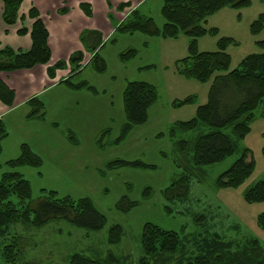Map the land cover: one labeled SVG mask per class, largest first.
<instances>
[{"label":"rangeland","instance_id":"1","mask_svg":"<svg viewBox=\"0 0 264 264\" xmlns=\"http://www.w3.org/2000/svg\"><path fill=\"white\" fill-rule=\"evenodd\" d=\"M87 2L91 13L79 12ZM32 5L40 11L48 31L51 56L47 65L55 67L57 61H64L54 73L65 76L52 83V79L42 78L39 71L17 69L10 75L0 71V76L5 75L17 86L18 101L41 90V95L35 97L43 103L42 116L26 118V105L19 104L1 117L6 134L0 140V177L3 171L19 172L29 182L31 202L50 196V192L55 200L88 198L104 215L105 223L99 230L78 227L62 219L40 228H26L18 223L15 232L31 238L21 257L23 261L69 264L68 257L74 252L92 257L112 252L127 255L125 264H136L142 252L140 239L145 223L175 230L182 237L193 232L216 233L226 239L254 238L263 244L264 229L258 216L264 212V200L249 202L244 197L246 190L264 177L261 106L254 110L248 132L238 140L236 152L194 169L182 199L164 197L166 187L183 171L176 164L179 154L173 149L169 128L195 116L197 107L208 100L213 77L198 80L176 70L177 60L188 55L190 39L185 33L165 37L117 28L124 18L134 14L152 18L161 28L165 21L162 0H24L12 23L4 19L3 11L0 13V25L16 23L17 15ZM261 14L264 0H249L242 7H220L203 22L206 28L216 31L197 37V50H216L219 39L226 38L229 70L236 68L243 57L263 50L259 41L264 40V23L255 32L251 29ZM90 31L98 32L100 38L87 36ZM92 42H98L95 49L90 46ZM129 49L134 50L133 55H122ZM79 51L84 58L81 70L71 75L75 65L70 57ZM95 52L104 60V69L95 66L98 61H91ZM70 75L73 84H86L79 88L68 86L63 81ZM129 81L151 84L155 97L148 105L145 120L126 130L123 92ZM31 82L35 86L28 90ZM189 96L192 101L175 104ZM23 144L38 157L39 164L10 167L7 162L22 153ZM245 149L246 160L254 161L251 174L238 186H220L218 175ZM124 196V205L128 200L135 204L122 210L117 203ZM10 199L16 203V196ZM197 215L203 216L200 223L196 222ZM113 225L123 231L116 243L108 240V230ZM12 259L14 263L1 258L0 264H23L15 256Z\"/></svg>","mask_w":264,"mask_h":264},{"label":"trees","instance_id":"2","mask_svg":"<svg viewBox=\"0 0 264 264\" xmlns=\"http://www.w3.org/2000/svg\"><path fill=\"white\" fill-rule=\"evenodd\" d=\"M22 0H2L4 19L11 23L15 19L16 8ZM249 0H162L161 13L165 19L161 28L150 17L135 15L124 18L117 26L122 31H136L173 37L179 32L185 33L190 41L188 55L177 60L176 70L188 77L213 80L209 87L208 100L197 107L194 117L179 120L169 128V136L173 138V149L178 152L176 159L182 168L180 176L174 178L164 190V197L170 200L182 199L188 190V178L194 169L223 160L238 150V140L248 132L249 122L254 117V110L264 108V40L259 41L263 49L242 58L236 68L229 70L230 55L225 51L226 38H220L218 49L199 51L196 48L197 37L206 32H215L203 25L206 17L224 5L242 7ZM124 5V4H122ZM85 13L90 14V5L82 4ZM135 12V11H131ZM33 19L30 29L31 47L28 50H14L9 46L0 48V71L9 72L17 69L30 68L36 64H46L51 56L47 44L48 31L39 17L38 10L32 6L28 12ZM264 23L261 14L251 24L252 31L260 29ZM24 28L19 29L23 31ZM97 31V30H96ZM90 31L86 35L100 34ZM85 38V36H83ZM82 35L81 38L83 39ZM99 42V41H98ZM98 42H92L95 49ZM134 54L133 49L126 51L125 57ZM95 66L104 69L103 59L95 52L91 61ZM82 52L73 53L70 70L74 75L81 70ZM64 61H57L55 67L49 66L48 73L54 77L57 67H62ZM63 82L70 87L84 86L85 81L73 84L70 77ZM155 93L151 84L143 81H129L123 92L124 110L127 123L124 129L131 128L146 118L148 105L154 100ZM14 90L0 76V100L5 105H11ZM192 97H186L175 104L188 103ZM31 106L28 116L41 115L43 103L33 96L28 100ZM229 130V132H227ZM4 123L0 118V140L5 136ZM22 153L7 163L14 168L22 164L38 165L39 159L31 150L22 145ZM248 150L241 151L240 156L218 175L217 182L223 187L238 186L248 177L254 166V161L246 160ZM264 154V146H263ZM123 163V160H115ZM138 163V162H134ZM16 196V203L10 197ZM50 196L31 202L29 182L16 170L3 171L0 177V259L14 263L13 257L22 260L23 264H40L38 261L25 260L23 257L26 246L30 244L27 235L16 233L18 223L26 228H40L54 220H66L75 226L99 230L105 223L104 215L98 212L88 198L72 200L69 197L55 200ZM245 199L249 202L264 200V177L246 190ZM126 196L117 203V207L127 209L135 201ZM203 216L197 215L200 223ZM258 223L264 229V212L258 216ZM122 228L113 225L108 230L109 242H118ZM31 239V238H30ZM141 254L136 264H264V243L257 239L243 240L226 239L216 233L193 232L183 237L175 230L162 229L156 225L145 223L141 233ZM32 244V242H31ZM123 256V257H122ZM127 255H116L108 252L100 257H92L82 252L69 255V264H125Z\"/></svg>","mask_w":264,"mask_h":264},{"label":"crops","instance_id":"3","mask_svg":"<svg viewBox=\"0 0 264 264\" xmlns=\"http://www.w3.org/2000/svg\"><path fill=\"white\" fill-rule=\"evenodd\" d=\"M23 1L24 0H22L20 2V4ZM31 3H33V1H31ZM87 3L89 4V2H87ZM32 6H30V8ZM29 9L26 10V11H21L17 15V18L19 20L16 23L11 24V25H7V24H5L3 22V24L0 25L2 27V30L0 31V48H2L4 46H9V47H11L14 50H22V51H25V50H28L31 47L30 29H31V24H32L33 19L31 17H29V15H28ZM90 9H91V6H90ZM2 11H4V7H3V4L2 5L0 4V13H2ZM79 12H81V13L84 14L85 11L83 9V11L81 10ZM90 13H91V11H90ZM39 14H40V11H39ZM39 17H40V15H39ZM15 18H16V15H15ZM21 28H24V30L23 31H19V29H21ZM49 66L50 65H47V63L46 64H36V65H34L33 67H30V68H23L25 70L21 69V71H29L30 73H33L35 71H39L42 74V78L47 77L49 79H52V83H55L56 80L58 79V77L61 78L62 76H65V75L57 76L54 73V77H51L49 75V73H48V67ZM14 71H17V70L9 71L7 73H9L8 75H10V74H12L11 72H14ZM1 77L6 81V83L8 84V86L11 87L14 90V98H13V102H12L11 105H5L0 100V118L3 116V114L9 112L10 110H12L14 107H16L19 104L26 105V110H25L26 111V115H25V117L26 118H29L28 113L30 111L31 106L28 104V100L32 96H35V95L40 96L41 95V90H35V91L32 92V94L30 96L25 97L22 101H18L17 97L15 96V94L17 93V89H16L17 86L12 85L11 84V81H9L8 77H5V75L1 74ZM34 86L35 85L31 82L29 84V87H28L29 89L28 90H30ZM25 111H24V113H25Z\"/></svg>","mask_w":264,"mask_h":264}]
</instances>
